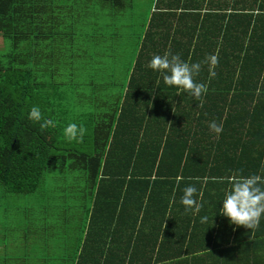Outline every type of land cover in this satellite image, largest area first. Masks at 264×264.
Listing matches in <instances>:
<instances>
[{
	"label": "trees",
	"instance_id": "1",
	"mask_svg": "<svg viewBox=\"0 0 264 264\" xmlns=\"http://www.w3.org/2000/svg\"><path fill=\"white\" fill-rule=\"evenodd\" d=\"M119 12L126 25L113 18ZM111 24L122 33L111 35ZM79 30L85 42L106 32L101 61L114 63L105 66L113 78L97 85L104 100L71 96L97 63L53 50L57 36ZM117 36L131 39L129 56L108 43ZM0 40V183L26 196L52 171L84 183L78 243L52 264H264V217L249 229L220 213L229 176H264V0H0ZM165 52L203 62L194 80L207 93L193 98L165 85L148 66ZM34 105L39 122L28 119ZM47 119L56 126L41 129ZM69 123L84 127L80 142L64 137ZM189 185L198 211L180 204ZM120 220L133 234L132 256L113 248Z\"/></svg>",
	"mask_w": 264,
	"mask_h": 264
},
{
	"label": "rangeland",
	"instance_id": "2",
	"mask_svg": "<svg viewBox=\"0 0 264 264\" xmlns=\"http://www.w3.org/2000/svg\"><path fill=\"white\" fill-rule=\"evenodd\" d=\"M111 18L112 12L108 9L104 20L109 24L112 23ZM113 18L116 22L126 25L123 13H114ZM109 26L111 35L122 33L113 24ZM64 31L67 32L65 28ZM82 32L79 30L78 35L71 33L66 37L57 36L53 41V50L56 51L62 47V50L57 52L60 57L83 58L86 60L84 62L86 66H94L97 63L95 66L98 69L84 75L83 85H86L71 96L87 95L90 98L104 100L102 96H106V92L98 89L97 85L102 83L103 79L113 78L112 71L105 66L114 63V61L110 63L101 61L105 49L102 42L103 34L106 32L99 31L98 34H94L97 36L96 39L86 42L82 41ZM130 34L127 33V36ZM64 40H66L65 46L62 45ZM130 41L131 39L117 36L108 43L113 42L118 47L126 49L124 55L127 57L130 55L132 46V44L130 46ZM1 42L0 40V45ZM90 75L93 77L91 78ZM124 78V73L120 72L115 81H123ZM62 79L67 80V77ZM93 83L95 86L92 85ZM112 99L114 100V97ZM83 188L84 183L79 180L78 174L69 175L67 172L53 173V171L49 172L34 196L9 192L0 183V240H2L0 241V264H43L44 261L41 259H48L49 264H52L53 261L57 263L58 259H62L63 254L69 256L70 248L78 243L80 230L85 225L84 203L86 198H84ZM36 208H43V212L35 213ZM32 209L33 211L30 212L29 210ZM79 210L82 211L81 214ZM25 235H28V241ZM3 255L7 256L4 262L1 260L4 259ZM71 258L65 259L72 260ZM18 259L22 260L18 261Z\"/></svg>",
	"mask_w": 264,
	"mask_h": 264
},
{
	"label": "clouds",
	"instance_id": "3",
	"mask_svg": "<svg viewBox=\"0 0 264 264\" xmlns=\"http://www.w3.org/2000/svg\"><path fill=\"white\" fill-rule=\"evenodd\" d=\"M206 62L210 65L209 77H215L216 73L211 66L217 64L215 55L208 56ZM201 63H189L180 58L179 55L165 52L163 55H154L149 61V68L159 73L163 83L178 90L182 89L193 98H200L207 93V85L194 80L201 70ZM28 119L34 122L42 120L41 111L38 106H32L28 112ZM55 122L47 119L41 123V129L55 127ZM211 131L216 134L222 132V127L215 121L208 125ZM63 135L68 141L80 142L85 133L82 125L69 123L63 129ZM229 188L224 192L221 201L220 213L229 218L230 224L245 226L254 229L259 226L261 218L264 217V176L252 174L242 175L239 172L228 177ZM197 189L194 186H187L183 189L180 197V204L184 211H198L195 194ZM208 217L202 216L201 223L207 222Z\"/></svg>",
	"mask_w": 264,
	"mask_h": 264
},
{
	"label": "crops",
	"instance_id": "4",
	"mask_svg": "<svg viewBox=\"0 0 264 264\" xmlns=\"http://www.w3.org/2000/svg\"><path fill=\"white\" fill-rule=\"evenodd\" d=\"M106 221L109 223L108 219H106ZM112 221H116V220L113 219ZM119 222L124 225V229L121 232V234L118 237H116V238H121L118 241V243H115V242L113 243V241H112V244L114 245L113 248L120 250L122 256H124L125 253L127 256H130V255L132 256V254L134 253L133 246H132L133 245V240H132L133 234L130 232V229L127 228L128 223L123 222L121 220ZM115 236H117V235H114V237ZM140 254L143 255V258H144L146 256V250H143V252H141ZM135 260H134V264H148L146 262H150V260H145V259L136 260L139 262H136ZM150 264H161V263L150 262Z\"/></svg>",
	"mask_w": 264,
	"mask_h": 264
}]
</instances>
